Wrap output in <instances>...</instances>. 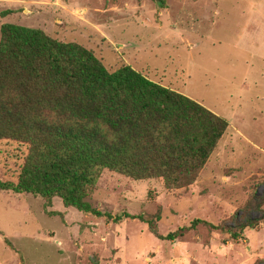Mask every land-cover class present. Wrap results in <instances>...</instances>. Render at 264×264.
<instances>
[{
    "label": "rangeland",
    "instance_id": "obj_1",
    "mask_svg": "<svg viewBox=\"0 0 264 264\" xmlns=\"http://www.w3.org/2000/svg\"><path fill=\"white\" fill-rule=\"evenodd\" d=\"M255 16L264 0H0V26L77 44L106 70L128 66L228 123L188 186L103 171L85 199L100 217L0 191V264H264V19ZM25 152L0 141V182H15Z\"/></svg>",
    "mask_w": 264,
    "mask_h": 264
},
{
    "label": "trees",
    "instance_id": "obj_2",
    "mask_svg": "<svg viewBox=\"0 0 264 264\" xmlns=\"http://www.w3.org/2000/svg\"><path fill=\"white\" fill-rule=\"evenodd\" d=\"M46 114L81 124H49ZM227 127L224 118L128 66L110 72L77 44L0 26V141L26 149L15 182H0V191L57 198L65 208L100 217L85 199L103 171L157 179L170 190L188 186ZM211 228L238 237L227 227Z\"/></svg>",
    "mask_w": 264,
    "mask_h": 264
},
{
    "label": "crops",
    "instance_id": "obj_3",
    "mask_svg": "<svg viewBox=\"0 0 264 264\" xmlns=\"http://www.w3.org/2000/svg\"><path fill=\"white\" fill-rule=\"evenodd\" d=\"M250 19H253V20H255V22H261V19H264L263 17L261 18V17H258V16H255V18H250Z\"/></svg>",
    "mask_w": 264,
    "mask_h": 264
}]
</instances>
